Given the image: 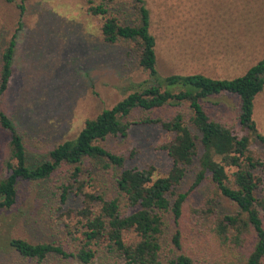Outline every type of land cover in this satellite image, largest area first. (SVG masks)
Wrapping results in <instances>:
<instances>
[{"label":"trees","instance_id":"trees-1","mask_svg":"<svg viewBox=\"0 0 264 264\" xmlns=\"http://www.w3.org/2000/svg\"><path fill=\"white\" fill-rule=\"evenodd\" d=\"M24 1L16 3L18 16ZM81 1L84 10L99 19L103 42L134 54L148 79L130 83L132 89L124 97L86 118L72 139L48 149L45 159L29 166L24 141L1 107L15 32L5 40L0 47V128L9 138L1 159L0 209L14 205L18 180L41 181L56 172L63 173L51 193L57 207L69 193L79 198L74 211L64 212L76 219L64 223L62 239L31 242L11 237L7 245L36 263L59 257L77 264H264V192L258 194L264 185V159L249 147L255 142L264 149V135L252 118L253 101L264 87V57L229 79L197 73L161 76L142 0H128L129 10L122 13L116 0ZM224 93L237 98L240 135L213 118L204 104ZM164 108L170 110L167 118L151 115ZM135 111L140 114L132 119ZM131 124H155L172 135L157 145L170 158L164 175H156L153 165L123 167L124 156L103 146L108 137H125ZM191 166L196 167L189 189L203 179L211 189L186 211L188 192L177 189ZM83 173L91 179L107 174L109 186L84 191ZM215 195L229 200L234 209L218 211L212 206Z\"/></svg>","mask_w":264,"mask_h":264},{"label":"rangeland","instance_id":"rangeland-1","mask_svg":"<svg viewBox=\"0 0 264 264\" xmlns=\"http://www.w3.org/2000/svg\"><path fill=\"white\" fill-rule=\"evenodd\" d=\"M19 1L0 0V47L15 32L11 75L1 96V107L21 135L27 164L32 166L45 159L48 149L72 139L86 118L124 97L132 89L130 83L147 80L148 75L139 68L134 54L120 45L103 42L99 19L84 10L81 0H25L18 16ZM127 1H115L117 12L129 10ZM142 1L149 11L155 68L161 76L197 73L229 79L264 57V0ZM204 104L213 118L242 134L235 96L224 93ZM138 114L135 111L131 118L136 119ZM169 114L170 110L164 108L151 115L167 118ZM252 118L264 135V87L253 101ZM171 136L155 124H131L125 137H108L102 144L124 156L123 167L153 165L156 175H164L170 158L157 145ZM8 138L9 134L0 128V173ZM249 147L264 159L262 147L255 142ZM195 167L191 166L177 189L188 192L186 211L211 189L207 179L189 189ZM230 171L232 168L227 169V173ZM90 176L81 174L84 191L109 186L107 174L98 179ZM62 178L63 173L56 172L41 181H17L14 205L0 209V264H77L59 257L36 263L7 245L11 237L31 242L63 238L64 223L74 224L76 219L64 212L74 211L79 198L69 193L57 207L51 193ZM263 192L264 185L258 194ZM212 197V206L218 211L234 209L226 198ZM171 229L170 224L166 230ZM169 239L168 234L166 242Z\"/></svg>","mask_w":264,"mask_h":264}]
</instances>
